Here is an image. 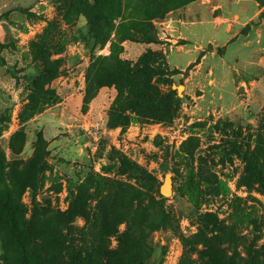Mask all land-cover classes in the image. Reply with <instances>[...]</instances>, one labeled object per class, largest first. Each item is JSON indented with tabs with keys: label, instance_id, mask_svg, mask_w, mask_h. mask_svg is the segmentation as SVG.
<instances>
[{
	"label": "rangeland",
	"instance_id": "rangeland-1",
	"mask_svg": "<svg viewBox=\"0 0 264 264\" xmlns=\"http://www.w3.org/2000/svg\"><path fill=\"white\" fill-rule=\"evenodd\" d=\"M145 52L170 119L119 71ZM262 162L264 0H0V190L71 235L31 264H100L70 239L104 241L101 264H264Z\"/></svg>",
	"mask_w": 264,
	"mask_h": 264
},
{
	"label": "trees",
	"instance_id": "trees-1",
	"mask_svg": "<svg viewBox=\"0 0 264 264\" xmlns=\"http://www.w3.org/2000/svg\"><path fill=\"white\" fill-rule=\"evenodd\" d=\"M149 57L150 54L145 52L137 57L133 65L123 61V63L119 65V71L125 79L131 81L132 85L138 87V93L132 97L137 111L150 114L156 118H160L158 117L159 114L164 119H170L173 115V100L158 92L151 84L150 73L153 72V68L149 65ZM244 159L249 167L257 171L258 162L256 159L248 158L247 156H244ZM261 164L264 163L262 162ZM262 182L264 183V177H262ZM0 215V235L10 237L12 243L19 250L20 261H23V263L31 264L34 257L37 256V252L47 247L51 249L53 246H62L65 236L71 238V235L67 236L65 234L64 236L59 230L49 231L48 233L41 232L42 235H39L37 229L34 228L36 226L33 224L32 220H26L24 218V212L20 201L14 199L11 195V191L7 188L4 190V193L0 190ZM145 248V242L142 240L138 241L133 248L130 247L125 250L122 260L139 263V255ZM68 252H71V260L77 263L81 260H85L89 263L97 262L101 264L104 262V241L97 245L90 243V248H84L82 245L79 247L73 245L70 239Z\"/></svg>",
	"mask_w": 264,
	"mask_h": 264
},
{
	"label": "water",
	"instance_id": "water-1",
	"mask_svg": "<svg viewBox=\"0 0 264 264\" xmlns=\"http://www.w3.org/2000/svg\"><path fill=\"white\" fill-rule=\"evenodd\" d=\"M161 195L167 196L172 192V183L170 178L164 179L163 183L159 187Z\"/></svg>",
	"mask_w": 264,
	"mask_h": 264
}]
</instances>
